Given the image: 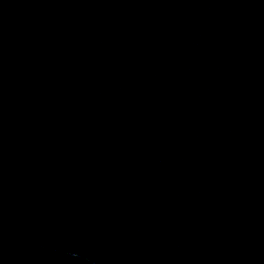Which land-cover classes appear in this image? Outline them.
Masks as SVG:
<instances>
[{
	"label": "water",
	"instance_id": "obj_1",
	"mask_svg": "<svg viewBox=\"0 0 264 264\" xmlns=\"http://www.w3.org/2000/svg\"><path fill=\"white\" fill-rule=\"evenodd\" d=\"M0 264H264V0H0Z\"/></svg>",
	"mask_w": 264,
	"mask_h": 264
}]
</instances>
